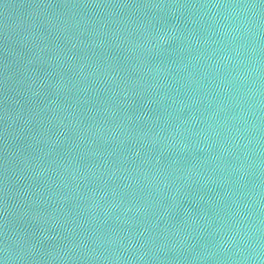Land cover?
<instances>
[{"label":"water","instance_id":"95a60500","mask_svg":"<svg viewBox=\"0 0 264 264\" xmlns=\"http://www.w3.org/2000/svg\"><path fill=\"white\" fill-rule=\"evenodd\" d=\"M0 264H264V0H0Z\"/></svg>","mask_w":264,"mask_h":264}]
</instances>
